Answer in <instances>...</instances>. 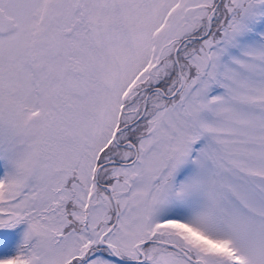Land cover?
Wrapping results in <instances>:
<instances>
[{
  "label": "snow or ice",
  "instance_id": "6c2138e0",
  "mask_svg": "<svg viewBox=\"0 0 264 264\" xmlns=\"http://www.w3.org/2000/svg\"><path fill=\"white\" fill-rule=\"evenodd\" d=\"M0 264H264V0H0Z\"/></svg>",
  "mask_w": 264,
  "mask_h": 264
}]
</instances>
